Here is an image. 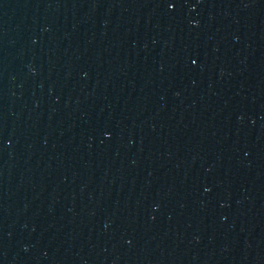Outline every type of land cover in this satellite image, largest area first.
Here are the masks:
<instances>
[{
  "label": "water",
  "instance_id": "water-1",
  "mask_svg": "<svg viewBox=\"0 0 264 264\" xmlns=\"http://www.w3.org/2000/svg\"><path fill=\"white\" fill-rule=\"evenodd\" d=\"M0 264H264V0H0Z\"/></svg>",
  "mask_w": 264,
  "mask_h": 264
},
{
  "label": "snow or ice",
  "instance_id": "snow-or-ice-1",
  "mask_svg": "<svg viewBox=\"0 0 264 264\" xmlns=\"http://www.w3.org/2000/svg\"><path fill=\"white\" fill-rule=\"evenodd\" d=\"M168 7H169V8H172L173 5H172L171 3H169V4H168ZM193 63H195V61H193Z\"/></svg>",
  "mask_w": 264,
  "mask_h": 264
}]
</instances>
